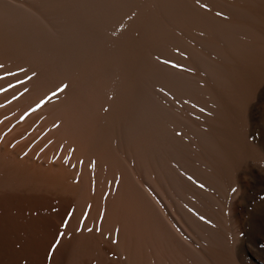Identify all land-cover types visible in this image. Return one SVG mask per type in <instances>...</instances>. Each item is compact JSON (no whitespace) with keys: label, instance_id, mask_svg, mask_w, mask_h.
Masks as SVG:
<instances>
[{"label":"bare ground","instance_id":"1","mask_svg":"<svg viewBox=\"0 0 264 264\" xmlns=\"http://www.w3.org/2000/svg\"><path fill=\"white\" fill-rule=\"evenodd\" d=\"M181 1L146 60L65 11L0 13V264H264L233 189L264 153V0Z\"/></svg>","mask_w":264,"mask_h":264},{"label":"rangeland","instance_id":"2","mask_svg":"<svg viewBox=\"0 0 264 264\" xmlns=\"http://www.w3.org/2000/svg\"><path fill=\"white\" fill-rule=\"evenodd\" d=\"M1 1L3 2L4 5L2 4ZM12 1L13 0H6V1L0 0V13H10V11L14 12L17 10L22 13L23 12L29 13L31 12L29 8L31 9V7L33 6V7H36L38 11H40V13L42 12L41 13L42 16L41 18L39 17L38 22L41 27L46 28L45 27L46 23L44 21L45 18L43 16H46L49 13H54V14L56 13L55 18L57 20L55 19V21H58V23L57 22L55 23L60 25L64 22V20L61 19L60 16L59 18L58 15H62L61 13L65 11L66 13L64 12L63 14L68 15L71 18L72 17L74 18V19L73 18L70 19L71 22L74 21V22H77V24H84L87 27H90V26L93 27L95 24L96 27L105 26L104 29L106 30H111V31L114 30L113 33L116 32L114 33L115 38L112 36H107L106 39L110 41H112L113 38L115 40L120 39L118 41L119 46L121 45L125 46L124 43H126L125 48L122 49L123 46L120 47L121 50H124L122 51L123 54L121 53L122 56L124 55L123 57H126L125 54H127L128 52H131L133 57L135 58L137 57L136 60H146L147 57L151 56L150 54L151 47H152V44L154 46V39L157 37V35L161 34L160 36L162 35L165 36V34H167L166 31L168 30V25H167L168 20H166L167 19L166 17H169V14H167L168 15L167 16L166 13L170 11L171 3L176 0H114L113 3H111L112 2L111 0H99V1L98 0L96 1L94 0H89V1L88 0H84V1L74 0V2L73 0H71V2L69 0H66V1L64 0H57V1L56 0H52V1L51 0H37V1L36 0H32V1L19 0L20 2L22 1V4L24 3L23 5L21 3H20L21 5L15 4ZM178 1L182 2L181 0H177L176 3H178ZM28 2H30V4ZM98 2L100 4L96 5V3ZM5 3L8 5V8L6 7ZM26 3H28V5ZM73 3L74 5H76L75 6L76 8L74 7ZM104 3L106 4L103 5ZM64 4L65 5L68 4L69 5V6L67 5L68 8H71V5H73L72 7L75 9L72 10L71 8V11L67 12L66 10H70V9L66 8ZM55 5H58V6L55 7ZM177 5H178V9H180L179 10L180 12L182 8V4L178 3ZM60 6L62 9L60 8ZM24 7H27V8H24ZM15 8L17 9L15 10ZM22 8L24 9V11ZM128 9L130 10L128 11ZM72 11L73 13L75 12L74 15ZM88 14H90L91 17L88 16ZM74 16L78 19L80 23L77 20H75L76 18ZM96 18L98 19L96 20ZM41 20H43L44 22ZM93 21H94V24H93ZM99 21L102 23L100 24ZM89 22H92L93 25H90ZM96 24H99L100 26ZM164 38L165 37H162V39ZM122 42L123 44H121ZM129 46L131 48H127ZM126 48L128 50H126ZM125 51H127V53ZM134 52L137 55L136 54L134 55L133 54ZM146 53L148 56H145ZM153 55H154V52H153ZM164 58L162 59L165 62L166 58L165 59ZM153 63H154V56H153ZM163 70L165 72V67H163ZM153 77H154V73H153ZM256 122H257V124H255V130L257 131L256 134L258 135V137H260L259 139L264 142V139H263L264 137H261V135L264 136V116L260 117ZM240 163L239 165L246 167L245 168L246 169V183L248 182L247 187H241V186L239 187L237 185H233V189L235 188L234 193L238 192V196L241 198L242 208L244 210L243 213H244V219H245V228H244V232L242 233L240 243H241L243 250L248 252L253 257L254 261L259 260L260 262L264 263V153H261L258 147H256L253 144L247 145L244 151V154L240 160Z\"/></svg>","mask_w":264,"mask_h":264},{"label":"snow or ice","instance_id":"3","mask_svg":"<svg viewBox=\"0 0 264 264\" xmlns=\"http://www.w3.org/2000/svg\"><path fill=\"white\" fill-rule=\"evenodd\" d=\"M0 69H2V66H0ZM6 75H15L14 73H7ZM12 87H15V85H9V88H12ZM34 110H36V109H34ZM21 119L23 120L24 119V117H21Z\"/></svg>","mask_w":264,"mask_h":264}]
</instances>
